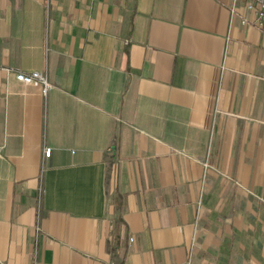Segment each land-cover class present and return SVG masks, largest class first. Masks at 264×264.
<instances>
[{"label": "crops", "instance_id": "1", "mask_svg": "<svg viewBox=\"0 0 264 264\" xmlns=\"http://www.w3.org/2000/svg\"><path fill=\"white\" fill-rule=\"evenodd\" d=\"M247 3L0 0V264H264Z\"/></svg>", "mask_w": 264, "mask_h": 264}, {"label": "built area", "instance_id": "2", "mask_svg": "<svg viewBox=\"0 0 264 264\" xmlns=\"http://www.w3.org/2000/svg\"><path fill=\"white\" fill-rule=\"evenodd\" d=\"M247 10L252 13V20L243 19L244 25H252L257 29L261 30L264 35V0H248ZM236 13L234 9L233 14ZM17 80L26 85H31L39 82L43 85V94L47 96L48 92L51 90L52 85L49 83L46 75L39 71L32 72H20L17 74ZM52 149H46V157H50Z\"/></svg>", "mask_w": 264, "mask_h": 264}]
</instances>
